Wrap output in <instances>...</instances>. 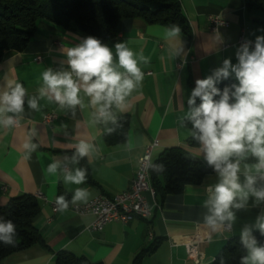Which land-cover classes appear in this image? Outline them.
Returning a JSON list of instances; mask_svg holds the SVG:
<instances>
[{"label": "crops", "instance_id": "obj_1", "mask_svg": "<svg viewBox=\"0 0 264 264\" xmlns=\"http://www.w3.org/2000/svg\"><path fill=\"white\" fill-rule=\"evenodd\" d=\"M178 1L191 31L188 40L181 34L182 50L178 55L169 51L170 44L163 39L162 28L166 25L147 24L139 18L121 21L118 33L102 42L115 52V43L126 41L134 52L142 50L151 60L147 65L141 64L144 78L123 109L113 107L116 117H128L127 139L121 144L105 142L103 132L111 121L92 123L95 110L89 106L90 98L83 92L85 107L76 106L75 114L72 109L61 108L54 100L39 96L43 70L48 67L54 71L67 70V48L80 43L89 34L40 21L23 50L4 51L0 60V83L7 74V78L25 86L27 95L24 112L16 126L0 127V206L20 194L35 196L40 209L32 218V224L46 246L33 244L11 252L0 264H55L58 251L83 256L93 263L131 264L139 251L154 246L155 242L154 250L144 256L142 264H211L229 239L240 238L243 227L254 224L257 216L264 214V201L257 202L250 196L243 208L232 209L235 220L231 227L226 222L212 231L203 222L207 209L202 203L207 199L210 186L219 182L216 171L207 172L198 183L187 184L181 193L167 195L162 200L144 192L151 208L148 217L134 216L125 223L112 221L98 231L86 228L93 219L91 214L79 215L71 208L98 194L112 198L127 190L135 174L137 158L153 141L156 145L151 148V161L171 147L181 148L206 161L199 144L190 142L189 128L180 123V118L188 111L187 99L197 79L213 75L223 66L224 59L235 64L236 51L245 42H251L250 48L254 47L256 36L264 35L261 31L264 11L247 10L244 0ZM209 15L227 21V26L211 29ZM230 76L237 83L234 74ZM33 96L38 100L37 110L27 105V100ZM50 112L55 114L54 119L44 123L42 116ZM29 137L38 148L26 159L22 145ZM81 140L93 145L89 156L84 157L93 184L88 181L79 186L65 184L59 172L56 176H48L44 171L46 165L65 156L69 159L63 161V167H78L70 163V157ZM256 162L255 157H249L241 163V183H244V163ZM256 186H263L261 179ZM76 187L89 191L87 201L70 203L63 213L54 211L58 192H65L71 201ZM196 230H200L203 239L197 245L199 256L190 259L181 239Z\"/></svg>", "mask_w": 264, "mask_h": 264}, {"label": "clouds", "instance_id": "obj_2", "mask_svg": "<svg viewBox=\"0 0 264 264\" xmlns=\"http://www.w3.org/2000/svg\"><path fill=\"white\" fill-rule=\"evenodd\" d=\"M181 32L178 24L162 28L163 39L169 42V51L175 56L182 50ZM250 43L245 42L238 48L235 64L224 59L223 66L213 75L195 81L196 86L187 99L188 111L180 118L181 126L184 119L191 122L188 134L199 144L203 159L219 176V182L210 186L207 199L202 203L207 209L203 222L212 231L226 222L231 227L235 220L232 209L243 208L250 196L257 202L264 201V186H256L258 179L264 180V35L256 36L254 47L250 48ZM114 48L115 52L92 35L68 47L65 52L67 70L54 71L51 67L43 70L40 98L54 100L61 108L72 109L75 114L76 106L85 107L81 97L83 92L90 98L89 106L95 110L92 123H115L113 107L123 109L144 78L141 64L147 65L151 60L142 50L134 52L126 41L115 43ZM232 74L237 83L224 87L221 92L217 82ZM5 77L0 83V127L11 129L24 112L27 90L22 83L7 78V74ZM197 98L200 100L198 105ZM27 105L37 110V98H29ZM31 139L29 137L22 145L26 159H30L38 148ZM128 146L131 148L130 143ZM92 148L93 145L81 140L75 145L70 163L78 165L80 159L89 156ZM249 157H255L257 162L244 163V183H241V163ZM65 159L69 158L65 156L47 164L46 174L56 176L59 172L65 184H84L87 169L65 168L62 166ZM150 167L157 172L164 171L163 164H151ZM89 195V191L82 187L75 188L71 201L65 195H58L54 211L63 213L69 209L70 203L86 202ZM254 229L264 236V214L258 215L254 224L245 225L240 232L241 244L246 250L240 264H264V243L253 235ZM15 236L16 225L0 217V242L13 245Z\"/></svg>", "mask_w": 264, "mask_h": 264}, {"label": "trees", "instance_id": "obj_3", "mask_svg": "<svg viewBox=\"0 0 264 264\" xmlns=\"http://www.w3.org/2000/svg\"><path fill=\"white\" fill-rule=\"evenodd\" d=\"M249 11H264V0H244ZM139 18L147 24H178L185 38L191 35L188 22L181 11L178 0H0V60L4 51H21L28 44L37 24H47L66 30H77L92 35L102 42L118 33L121 21ZM235 83L229 76L218 81L216 86L223 91ZM219 97H216L218 99ZM200 103L197 99V105ZM183 125L191 129V122L184 119ZM108 129H112L111 132ZM128 117L120 115L103 132L108 145L121 144L127 139ZM196 144L192 138L190 141ZM151 164H163L164 171L157 172L149 167V180L159 200L170 194H179L187 184H195L214 168L185 150L171 147L161 151ZM150 164V165H151ZM78 167L87 169V180L93 184L85 158L80 159ZM58 195H68L59 191ZM40 209L38 199L30 194H20L10 198L0 206V217L11 220L16 225L13 245L0 242V262L9 253L27 248L33 244L46 246L39 231L32 224V218ZM253 235L261 243L264 236L259 231ZM157 242H155V245ZM154 246L142 249L132 259L131 264H142L144 256L154 250ZM246 250L240 238H231L218 251L211 264H240ZM55 264H100L93 263L83 256H75L68 251L55 253Z\"/></svg>", "mask_w": 264, "mask_h": 264}, {"label": "built area", "instance_id": "obj_4", "mask_svg": "<svg viewBox=\"0 0 264 264\" xmlns=\"http://www.w3.org/2000/svg\"><path fill=\"white\" fill-rule=\"evenodd\" d=\"M208 21L211 29H215L218 26H227L228 24L227 21L215 15H209ZM239 42H243L242 37H240ZM54 117V113H46L42 116V121L44 123H50ZM154 145H156V141L146 146L144 152L137 158L135 174L127 190L122 191L112 198L103 194H98L86 203L72 205L71 208L75 213L79 215H92L93 219L86 227L88 230H101L104 225L112 221L125 223L134 216L141 218L148 217L151 208L143 193L149 192L152 196L155 194L149 180L151 148ZM262 182L264 186V180H262ZM55 207L56 205L53 203V210ZM202 239L203 235L200 230L183 236L181 243L184 245L188 258L197 259L199 256L197 245Z\"/></svg>", "mask_w": 264, "mask_h": 264}, {"label": "bare ground", "instance_id": "obj_5", "mask_svg": "<svg viewBox=\"0 0 264 264\" xmlns=\"http://www.w3.org/2000/svg\"><path fill=\"white\" fill-rule=\"evenodd\" d=\"M155 193V192H154Z\"/></svg>", "mask_w": 264, "mask_h": 264}]
</instances>
